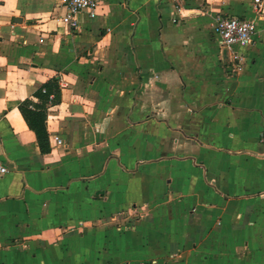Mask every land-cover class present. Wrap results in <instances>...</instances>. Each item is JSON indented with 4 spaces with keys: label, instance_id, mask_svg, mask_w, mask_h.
Masks as SVG:
<instances>
[{
    "label": "crops",
    "instance_id": "obj_1",
    "mask_svg": "<svg viewBox=\"0 0 264 264\" xmlns=\"http://www.w3.org/2000/svg\"><path fill=\"white\" fill-rule=\"evenodd\" d=\"M64 2L0 0V264H264V11L104 0L74 30Z\"/></svg>",
    "mask_w": 264,
    "mask_h": 264
},
{
    "label": "built area",
    "instance_id": "obj_2",
    "mask_svg": "<svg viewBox=\"0 0 264 264\" xmlns=\"http://www.w3.org/2000/svg\"><path fill=\"white\" fill-rule=\"evenodd\" d=\"M104 0H65V13L58 19L59 22L70 29H78L82 14H88L90 18L97 16L99 6ZM179 2L181 0H172ZM259 12L264 11L263 1L254 0ZM215 33L222 39L223 44L227 47L238 45L246 47L253 41L257 33V24L252 20L238 17L217 18ZM9 172L5 162L0 160V178Z\"/></svg>",
    "mask_w": 264,
    "mask_h": 264
},
{
    "label": "trees",
    "instance_id": "obj_3",
    "mask_svg": "<svg viewBox=\"0 0 264 264\" xmlns=\"http://www.w3.org/2000/svg\"><path fill=\"white\" fill-rule=\"evenodd\" d=\"M23 112V115L25 116V119L27 120L29 126L31 129H33L38 137L39 145L41 148V151L43 153H47L50 150L49 143H48V138H47V132L45 129V126L43 124L44 121V116L43 114H30L26 109L22 108L21 109ZM32 115V117H30Z\"/></svg>",
    "mask_w": 264,
    "mask_h": 264
},
{
    "label": "rangeland",
    "instance_id": "obj_4",
    "mask_svg": "<svg viewBox=\"0 0 264 264\" xmlns=\"http://www.w3.org/2000/svg\"><path fill=\"white\" fill-rule=\"evenodd\" d=\"M144 215H145V211H143V209H141V208H139V209L137 208L135 211H134V209H132V212H130V213L121 212L120 214H117V216L119 217V222L117 225H119V227L122 229L129 228V227L133 228V227H135V220L138 217L141 218ZM127 257H129V256H120V259L123 262L122 264L127 263ZM170 259L173 262L175 261V260H173L172 257H170ZM146 260H148V259H144L143 256L138 255V256H136L135 264H147L148 261H146ZM132 261L134 262V260H132ZM143 261H146V262H143ZM105 263H107V261ZM110 264H112V262H110ZM115 264H118L117 260L115 261Z\"/></svg>",
    "mask_w": 264,
    "mask_h": 264
}]
</instances>
